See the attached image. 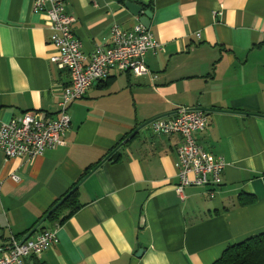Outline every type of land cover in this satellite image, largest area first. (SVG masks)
Masks as SVG:
<instances>
[{
    "label": "crops",
    "instance_id": "obj_1",
    "mask_svg": "<svg viewBox=\"0 0 264 264\" xmlns=\"http://www.w3.org/2000/svg\"><path fill=\"white\" fill-rule=\"evenodd\" d=\"M34 1L0 0V128L26 112L57 119L71 82L51 61V21ZM129 1L151 5L163 48L146 54L148 74L112 70L74 102L63 145L9 160L0 149V255L86 173L77 211L50 215L30 237L58 228V242L26 264H214L264 232V0H65L84 55L108 45L115 25L140 23ZM182 107L207 113L197 139L227 163L220 186L187 187L184 198L182 138L149 127Z\"/></svg>",
    "mask_w": 264,
    "mask_h": 264
},
{
    "label": "built area",
    "instance_id": "obj_2",
    "mask_svg": "<svg viewBox=\"0 0 264 264\" xmlns=\"http://www.w3.org/2000/svg\"><path fill=\"white\" fill-rule=\"evenodd\" d=\"M34 12H46L53 33V45L57 53L51 58L59 69L66 70L71 82L62 88L59 116L45 120L37 113L26 112L19 118L3 123L0 128V149L6 159L22 156L42 155L46 149L64 144V136L71 126L69 110L71 105L82 99L90 87L109 77L112 70L130 71L138 76L149 73L145 64L148 52L156 53L163 48L143 24L138 23L131 30L115 25L111 42L98 46L91 55L82 52V44L74 33V18L65 8V0H35ZM209 125L207 113L196 107H182L171 117L157 118L149 127L157 135H180L182 143L177 154L176 192L184 198L187 187H218L222 184L226 159L212 156L197 135ZM19 182L17 175H11ZM1 192V184H0ZM58 242V228L44 229L37 236L24 243L13 239L0 255V264H26L32 257L40 256Z\"/></svg>",
    "mask_w": 264,
    "mask_h": 264
},
{
    "label": "trees",
    "instance_id": "obj_3",
    "mask_svg": "<svg viewBox=\"0 0 264 264\" xmlns=\"http://www.w3.org/2000/svg\"><path fill=\"white\" fill-rule=\"evenodd\" d=\"M122 1L124 2L125 0ZM138 4L143 7L145 6L147 9L152 11L151 5H143L139 2ZM87 175V173L84 174L77 184L85 179ZM75 195L76 194L74 193L65 202H63V204L60 205L57 210L53 211L50 217H57L59 212L65 210L66 208H70L71 206H73V209L71 210L70 215L75 213L77 211V206L73 205V198ZM214 264H264V232L250 237L240 243L229 246L228 249L223 253L222 257Z\"/></svg>",
    "mask_w": 264,
    "mask_h": 264
},
{
    "label": "water",
    "instance_id": "obj_4",
    "mask_svg": "<svg viewBox=\"0 0 264 264\" xmlns=\"http://www.w3.org/2000/svg\"><path fill=\"white\" fill-rule=\"evenodd\" d=\"M126 8L134 15V16H139V21L141 24H143L147 29L151 28V19L153 17V13L151 12V10H144L143 6H141L138 3L135 2H126L125 4ZM79 186H76L71 192L70 194H68V196L64 199L69 198L77 189ZM64 201V200H63ZM62 203V202H61ZM60 203V204H61ZM58 204V205H60ZM57 205V206H58ZM51 215V212L44 218L42 219L36 226L34 229H32L29 234L21 241V243H24L26 240H28L38 229L39 227L43 224V222H45L47 220V218ZM140 253H142V251H140Z\"/></svg>",
    "mask_w": 264,
    "mask_h": 264
}]
</instances>
